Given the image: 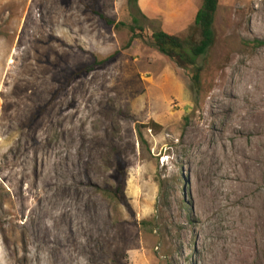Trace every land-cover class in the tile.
<instances>
[{"label":"rangeland","instance_id":"rangeland-1","mask_svg":"<svg viewBox=\"0 0 264 264\" xmlns=\"http://www.w3.org/2000/svg\"><path fill=\"white\" fill-rule=\"evenodd\" d=\"M202 1L0 0V264H264V0H219L198 82L152 34Z\"/></svg>","mask_w":264,"mask_h":264},{"label":"trees","instance_id":"trees-1","mask_svg":"<svg viewBox=\"0 0 264 264\" xmlns=\"http://www.w3.org/2000/svg\"><path fill=\"white\" fill-rule=\"evenodd\" d=\"M130 4L138 13L142 14L141 9L138 6V0H129ZM219 0H203L200 9L198 10L195 17V26L201 30V39L198 42H193L191 40L183 39L177 35L168 33L164 30H155L152 34V39L154 44L158 49L173 59L180 67L192 69L194 72V77L199 82V77L202 71V67L198 65V59L204 56L212 47L215 42V32L213 29V24L218 10ZM100 17L107 22L108 25L114 22L102 13H98ZM136 29L142 30L143 27L140 24V20L137 16L133 18V25L131 30L133 32V40L139 38L141 34L137 32ZM259 44L263 45V40H257ZM144 127L152 128L155 131L161 130V125L156 122H149L145 124ZM112 155L114 156V163L111 164L109 160L108 167L112 168L115 174L116 185L113 187H103L99 188L101 192L110 198H115L120 200L124 205L129 207L125 195V185H126V164L124 162V157L118 147L115 145L111 148ZM111 155V156H112ZM162 191V181L159 179ZM161 193L160 200L163 198ZM167 199V196L165 198ZM162 207L160 201L157 208ZM157 220L152 221H142L141 224L143 228L153 231L154 227L157 225Z\"/></svg>","mask_w":264,"mask_h":264}]
</instances>
